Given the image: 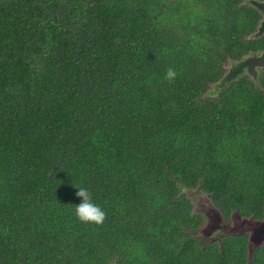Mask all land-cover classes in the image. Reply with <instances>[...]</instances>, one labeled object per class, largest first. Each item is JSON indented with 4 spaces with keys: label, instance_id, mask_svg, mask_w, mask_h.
<instances>
[{
    "label": "trees",
    "instance_id": "16d2710c",
    "mask_svg": "<svg viewBox=\"0 0 264 264\" xmlns=\"http://www.w3.org/2000/svg\"><path fill=\"white\" fill-rule=\"evenodd\" d=\"M242 1L0 0V264H264L187 195L264 217V68L207 94L264 50Z\"/></svg>",
    "mask_w": 264,
    "mask_h": 264
},
{
    "label": "rangeland",
    "instance_id": "374dc122",
    "mask_svg": "<svg viewBox=\"0 0 264 264\" xmlns=\"http://www.w3.org/2000/svg\"><path fill=\"white\" fill-rule=\"evenodd\" d=\"M243 5L255 8L249 0H244ZM256 9V8H255ZM245 58V57H244ZM232 66V63L226 64V71ZM261 68H258L260 71ZM243 75H248L247 71H244ZM214 85H211L207 94L215 95L216 91L213 89ZM187 195L192 200L195 211L202 213L206 216L207 221L204 225L202 233L205 238L210 240L217 239L218 236L224 233H242L247 232L250 236V243L255 246L258 243L264 242V218L261 220H250V218H242L237 212L231 214L230 222H226L217 208L212 204L207 195L202 194L199 190L188 191Z\"/></svg>",
    "mask_w": 264,
    "mask_h": 264
},
{
    "label": "water",
    "instance_id": "95a60500",
    "mask_svg": "<svg viewBox=\"0 0 264 264\" xmlns=\"http://www.w3.org/2000/svg\"><path fill=\"white\" fill-rule=\"evenodd\" d=\"M252 5L259 10L264 12V2L260 0H252ZM264 32V20L261 22L259 28L253 33V36H258ZM258 68H264V52L259 54L249 55L237 62H232V66L229 68L223 78L215 84L214 90L217 92L218 89L222 88L230 80L239 78L247 71V74L254 80L257 81L259 77ZM212 92V91H211ZM214 92V91H213ZM212 92V93H213Z\"/></svg>",
    "mask_w": 264,
    "mask_h": 264
},
{
    "label": "clouds",
    "instance_id": "9594fccd",
    "mask_svg": "<svg viewBox=\"0 0 264 264\" xmlns=\"http://www.w3.org/2000/svg\"><path fill=\"white\" fill-rule=\"evenodd\" d=\"M177 71L174 67L165 70L163 79L172 83L177 78ZM76 196L81 198V202L75 206L74 214L81 223L103 224L106 219L105 211L95 203L91 191L85 186H77Z\"/></svg>",
    "mask_w": 264,
    "mask_h": 264
},
{
    "label": "flooded vegetation",
    "instance_id": "af4514ba",
    "mask_svg": "<svg viewBox=\"0 0 264 264\" xmlns=\"http://www.w3.org/2000/svg\"><path fill=\"white\" fill-rule=\"evenodd\" d=\"M244 1V0H243ZM242 1V2H243ZM250 1V3H252V0H249ZM260 1H263L264 2V0H260ZM261 13V17H260V20H259V23H258V27L257 28H259V26H260V24H261V22L264 20V12H260ZM261 35H264V32H263V34H261ZM262 52H264V50L263 51H259V52H256V54H259V53H262ZM252 54H254V52H251V54L250 55H252ZM247 56H249V55H247ZM246 56V57H247ZM264 218V217H263ZM263 218H260V220L261 219H263ZM257 219V218H256ZM259 220V219H258ZM263 242V241H262Z\"/></svg>",
    "mask_w": 264,
    "mask_h": 264
}]
</instances>
